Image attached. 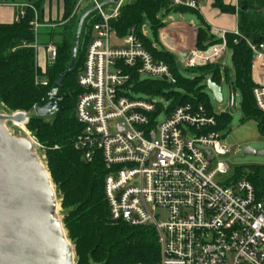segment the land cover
I'll return each mask as SVG.
<instances>
[{"label":"built area","instance_id":"2783aa9c","mask_svg":"<svg viewBox=\"0 0 264 264\" xmlns=\"http://www.w3.org/2000/svg\"><path fill=\"white\" fill-rule=\"evenodd\" d=\"M90 1L97 7L98 22L89 24V40L76 78L80 93L74 116L80 130L71 147L84 163L98 156L107 170L103 194L109 221L151 227L159 246V259L153 264H264V193L258 195L244 178L233 180L225 163L211 168L215 159L230 151L224 128L216 120L219 115L201 104L170 110L133 98L129 88L143 75L171 86L176 80L169 65L155 59L133 30L123 38L115 36L109 21L118 16L121 0L108 14L98 8L102 0ZM169 2L172 8L199 9L196 0ZM14 8L13 23L23 21L29 10L33 12L28 27L36 36L42 24L32 6ZM144 29L142 25L140 36L146 39ZM228 35L234 37V45L244 41L252 54L251 95L255 108L264 115V42L254 43L236 28L233 32L216 30L218 44L205 51L196 49L195 40L187 47L169 48L161 43L177 54V66L191 71L219 65L228 50ZM33 49L37 59L36 45ZM43 52L45 64L53 63L55 45L47 43ZM37 67L44 73V68ZM34 85L47 83L36 76ZM161 114L165 118L156 124ZM24 115L27 123L30 114ZM27 140L32 148L38 147L34 137ZM217 176L227 177L217 181Z\"/></svg>","mask_w":264,"mask_h":264},{"label":"trees","instance_id":"16d2710c","mask_svg":"<svg viewBox=\"0 0 264 264\" xmlns=\"http://www.w3.org/2000/svg\"><path fill=\"white\" fill-rule=\"evenodd\" d=\"M77 1L63 0L62 21L70 17ZM211 1L212 7L220 12L237 15V29L243 37L254 43L264 42V15H262L264 0H256L253 4L242 2L237 11L224 5L222 0ZM31 6L36 12L38 22L42 24L41 7L37 4L36 8L33 4ZM243 7L245 11H242ZM159 11L166 14L194 12L184 8H172L169 0H133L130 4L120 7L118 16L110 20L109 25L117 38H123L133 30L144 48L155 59L169 65L176 80L174 86H181L186 93L181 95L173 90L162 93L161 88L168 86L166 82H138L133 86V91L140 90L148 94L164 95L167 100L172 101L170 110L177 105L201 104L211 111L205 103V94L201 92L198 85L205 75H212L211 81L219 85L220 66L211 65L184 71L190 74L193 80L181 79L177 74L173 57L165 52L153 51L150 43L140 36L143 17L154 32L165 27L157 19L156 15ZM33 17V12L29 10L25 19L19 23L0 24V105L9 113H28L33 108L44 106L52 85L70 63L75 35H71V25H65L59 34L60 41L53 43L56 47V58L53 63L47 64L44 73H41L40 68L37 67L36 53L33 49L35 36L28 27ZM96 22L98 18L95 17L94 12L83 24L82 55H77L72 72L63 79L58 92L60 96H67L58 103L62 110L51 116L49 121L31 116L26 128L45 148L46 171L59 197V206L62 211L61 224L73 248L75 264H153L159 259L155 231L151 227H131L123 223H111L103 194V180L107 170L98 156H95L92 162L84 163L80 154L71 147V140L80 130L74 116L75 102L80 93L76 78L89 40V24ZM54 35V31H48L49 40ZM233 40L234 37L231 35L226 37L227 49L232 51L235 77L232 79L228 71L226 81L231 80V86L241 91L244 118L253 120L257 124L260 136L264 138V115L255 108L251 95L252 54L244 41L240 40L234 45ZM49 42L51 41L47 43ZM218 42L208 28H199L196 31V49L205 51ZM36 76L45 79L47 85L35 86ZM190 95L193 97L190 98ZM216 120L220 128H225L229 117L221 114ZM54 146L58 149L53 150ZM240 178H244L258 195L264 193V166L237 169L233 180Z\"/></svg>","mask_w":264,"mask_h":264},{"label":"water","instance_id":"95a60500","mask_svg":"<svg viewBox=\"0 0 264 264\" xmlns=\"http://www.w3.org/2000/svg\"><path fill=\"white\" fill-rule=\"evenodd\" d=\"M119 1L102 0L98 8L116 5ZM96 10L97 7H92L79 18L68 68L52 85L45 105L34 108L37 118L46 119L62 110L58 103L67 96L58 94L61 83L75 65L83 24ZM161 42L169 48L174 44L164 34ZM185 57L180 55L181 59ZM205 85L221 104L220 87L211 80ZM228 85L231 87V80ZM6 122L25 124L26 116L22 113L0 115V264H74L73 248L54 216L56 204L50 177L33 153L30 142L10 135L4 126ZM245 155L256 153L246 148L242 157ZM257 155L264 158V150Z\"/></svg>","mask_w":264,"mask_h":264},{"label":"rangeland","instance_id":"374dc122","mask_svg":"<svg viewBox=\"0 0 264 264\" xmlns=\"http://www.w3.org/2000/svg\"><path fill=\"white\" fill-rule=\"evenodd\" d=\"M133 0H121V6L128 5ZM32 4L35 7L37 4L41 7L43 1L42 0H32ZM63 3V0H62ZM93 7V4L90 0H78L71 12L70 17L66 21H62V14L63 9L61 11V14H56L55 18L49 19L47 21L42 20V27L38 30L37 35L35 38V43L37 47V66H41L42 68L46 67V57L43 52V47L47 44L48 41H51V43H58L60 41V32L62 31L63 26L65 25H71V35L74 36L77 28V24L79 21V18L81 15L86 12L87 10L91 9ZM36 8V7H35ZM105 8V13L108 14V10H112L113 5H107ZM43 14V13H42ZM157 19L161 22H164L166 27L169 26H187L190 21H193L197 27H199V18L194 14H180L177 12H170L169 14H166L163 11H159L157 13ZM259 16V15H258ZM257 16V17H258ZM44 16L42 15V18ZM169 19H172L170 21ZM143 25L145 26L144 31L146 32V40L150 43L151 46H154L155 52L157 53H168L173 57V60L175 64L179 61L178 56L176 53L168 50L165 46L161 43V35L163 33V29L158 30L157 32H154L151 30V28L148 25V22L145 17H143ZM52 30L55 32V35L51 37V40H49L48 31ZM82 39V38H81ZM79 43L78 53L77 55H82L81 51H83V44L81 42ZM80 51V52H79ZM45 64V65H44ZM219 87L221 89V96H222V103L218 104L212 94L207 90L206 88V82L213 79L212 75H205L204 78H202L199 82L198 87L201 88V92L205 94L206 97V104L210 107L211 112L215 115H220L221 113L226 114L229 117V120L225 126V128L222 131L223 136H226L225 142L230 147V151L228 154H226L223 157L215 159L214 163L212 164L211 168L215 166L217 162L225 163L226 166L229 168V173L234 174L237 169L241 168H247V167H253V166H264V158L257 155L258 152L264 150V138L260 136L258 132L257 124L251 120L244 118L243 112H242V94L241 91L235 87L231 86L229 87L228 82L226 81V78L228 77V71L230 72L232 79L235 77V68L232 61V51L229 49L226 51V53L223 55L222 59L219 62ZM177 70V74L180 76L183 80H189L192 81L193 77L184 72L183 68H180L179 66H175ZM41 69V68H40ZM43 70V71H44ZM42 71V69H41ZM139 83H149V82H162L158 78L150 77V76H141L138 79ZM160 88V87H158ZM130 90L133 91V88L130 87ZM162 93H167L171 90L176 91L180 93L181 95L185 94L186 91L181 86H166L164 88H161ZM132 97L135 99H143V100H151L154 103H157L158 105L162 106V108H170L172 105L171 100H167L166 97L162 94H148L144 91H133ZM190 98L193 97L192 95L189 96ZM231 98L233 99V102L231 103ZM32 112V111H31ZM28 113H22V114H30ZM15 113L19 112H13L9 113L6 112L3 107L0 105V115L3 116H13ZM50 118V117H49ZM49 118H46V121H49ZM165 118L164 114H161L156 119V124H160ZM28 122V121H27ZM27 124V123H26ZM26 124H22L21 126H15L10 122L4 123V126L8 133L16 138L20 139H28L33 138V135L27 130ZM38 147H33L32 151L38 158V161L41 165H43L46 168V159H44L45 151L43 150L44 146H42L40 143H38ZM249 148L253 150L256 155H245L242 157L244 149ZM225 177H216V180L219 181L221 179H225ZM52 188L54 191V198H55V218L57 220L62 221V211L60 210L59 206V197L56 193L55 187L52 184ZM63 227V226H62ZM64 234L66 236V233L64 231ZM67 239V238H66ZM68 241V240H67ZM69 242V241H68ZM70 244V243H69ZM71 246V245H70ZM72 247V246H71ZM75 264V262H74Z\"/></svg>","mask_w":264,"mask_h":264},{"label":"crops","instance_id":"0c3cea01","mask_svg":"<svg viewBox=\"0 0 264 264\" xmlns=\"http://www.w3.org/2000/svg\"><path fill=\"white\" fill-rule=\"evenodd\" d=\"M42 1V13L44 16V22L49 20L50 18H55L56 14H61V11L63 9L62 0ZM196 1L199 4L198 12H187V14H194L199 18V27H197L193 21H190L187 26L180 25L166 27L165 25V27L163 28V33L166 35V38L174 42L172 47H174V45L175 47L177 45L187 47L188 45L194 43L196 31L199 28H208L210 30L211 35L214 37L216 30H225L227 32H233L234 30H236L238 25L236 14L220 12L218 9L212 7L211 0ZM222 2L224 5L230 6L237 11L242 2H251V4H253L256 2V0H222ZM22 4H27L31 6L32 0H0V24H11L13 22V16L15 12L14 6ZM258 69L259 68L257 66L252 70V72L255 74L257 71H259Z\"/></svg>","mask_w":264,"mask_h":264},{"label":"bare ground","instance_id":"6f19581e","mask_svg":"<svg viewBox=\"0 0 264 264\" xmlns=\"http://www.w3.org/2000/svg\"><path fill=\"white\" fill-rule=\"evenodd\" d=\"M31 116H35V114L33 112H31L30 115H29V117H31ZM14 125L15 126H18V125L21 126L22 124L15 123Z\"/></svg>","mask_w":264,"mask_h":264}]
</instances>
